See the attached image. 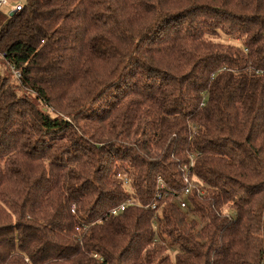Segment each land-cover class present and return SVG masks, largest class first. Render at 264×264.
<instances>
[{
  "label": "trees",
  "instance_id": "1",
  "mask_svg": "<svg viewBox=\"0 0 264 264\" xmlns=\"http://www.w3.org/2000/svg\"><path fill=\"white\" fill-rule=\"evenodd\" d=\"M2 9L0 264H264V0Z\"/></svg>",
  "mask_w": 264,
  "mask_h": 264
},
{
  "label": "built area",
  "instance_id": "2",
  "mask_svg": "<svg viewBox=\"0 0 264 264\" xmlns=\"http://www.w3.org/2000/svg\"><path fill=\"white\" fill-rule=\"evenodd\" d=\"M9 5L10 4H9L8 0H0V9H2L3 6H9ZM21 7H22L21 4H16V5L11 6V10H12V12L16 13L17 11H19L21 9ZM15 75L16 76H20V74L18 72H15ZM193 165H194V162L192 161L189 166H184L183 167V171L185 173V184H186V188H185V191H184L185 195H188L193 188H196L194 182L190 178V172H191L190 171V167H193ZM119 177H121L125 181V184L129 185L127 177H125L123 175H119ZM165 188H166L165 182L163 181V179L161 177H158V194H157L158 199H163V198H165L167 196L166 193H164V194L162 193V191H164ZM177 202H178V204L180 205V207L182 209H186L187 208V203H186L185 199L182 196H179L177 198ZM129 205H138V204H137L136 200H133L132 198H129V199H127L126 202L122 203L119 207L114 208L112 210V214L113 215H117V214L125 211L126 208ZM151 208L156 212L155 213V218H156L158 216V214H159L158 204H153L151 206Z\"/></svg>",
  "mask_w": 264,
  "mask_h": 264
},
{
  "label": "rangeland",
  "instance_id": "3",
  "mask_svg": "<svg viewBox=\"0 0 264 264\" xmlns=\"http://www.w3.org/2000/svg\"><path fill=\"white\" fill-rule=\"evenodd\" d=\"M8 2L10 5L9 6H3V9H2V10H4L3 12H5L7 14L12 12L11 6L16 5V4L22 5V4L26 3V0H8Z\"/></svg>",
  "mask_w": 264,
  "mask_h": 264
},
{
  "label": "water",
  "instance_id": "4",
  "mask_svg": "<svg viewBox=\"0 0 264 264\" xmlns=\"http://www.w3.org/2000/svg\"><path fill=\"white\" fill-rule=\"evenodd\" d=\"M15 15V12H11L10 13V17L14 16Z\"/></svg>",
  "mask_w": 264,
  "mask_h": 264
}]
</instances>
